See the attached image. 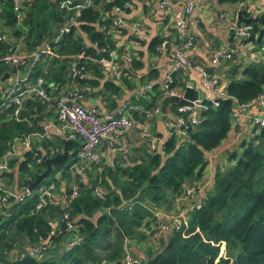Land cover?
Instances as JSON below:
<instances>
[{"label":"trees","instance_id":"trees-1","mask_svg":"<svg viewBox=\"0 0 264 264\" xmlns=\"http://www.w3.org/2000/svg\"><path fill=\"white\" fill-rule=\"evenodd\" d=\"M60 1L32 0L30 8L21 10V23L27 31L20 52L39 50L48 40L55 53L36 63L29 76L31 82L39 76L43 78L42 87L51 99L25 98L19 118L13 115L14 108L0 112V159L12 136L38 131L41 121L50 118L55 106L52 100L67 87L73 60L85 64L88 72L85 78L76 81L77 87L88 98L101 96L103 108L108 112L116 102L109 95L118 97L125 88L131 90L136 84L135 78L144 83L159 76L157 66L148 74L141 73L146 60L157 54L158 36L146 39L141 50L130 43L128 48L127 43H119L122 35L127 42L132 41L126 28L106 32L113 18L112 7L129 1L130 10L135 0H93L83 5L78 22L69 25V32L54 43L57 30L68 24L69 17L76 12L61 8ZM138 1L143 3V0ZM83 2L72 0V5ZM13 7L14 0H0V28L18 37L22 31ZM245 9L242 13L249 17ZM257 16L259 19L252 23L251 36L243 40L252 44L248 52H256L257 57L245 61L242 54H237L223 64L228 73L225 96L218 98L216 106L204 99L206 107L199 111L200 122L188 128L186 136H170L163 139L156 150L150 151L136 129L137 140L128 137L127 149L113 155L112 165L104 161L90 164L86 181L80 180L81 175L70 168L78 159L81 144L69 140V156L53 167L60 171L61 178L56 180L54 174L50 181L68 189L76 184L78 194L65 207L52 202L34 212L31 209L35 195L13 202L7 209L9 215L0 216V264H123L126 253L136 259L131 248L141 250L144 246L145 257L137 264H264V126L256 127L251 137L240 140L238 150L227 153L228 165L214 163L202 202L189 210L178 226H172L166 235L153 237L151 224L152 210L176 213L174 199L184 193L186 185L203 180L212 153L229 136L233 100L244 104L264 93V8L261 7ZM102 47L131 54L129 64L121 62L120 81L98 62L77 57L82 53L95 58L107 57ZM6 49L7 45L0 43V56ZM207 69L209 73L220 70L219 65ZM9 70L0 60V81ZM178 75L173 85H180L176 81ZM130 99L134 100L133 96ZM161 100L162 91L156 80L137 104L153 110ZM175 106L170 103L167 107ZM132 113L136 119L142 114L139 108ZM24 118L30 119L32 125ZM138 138L142 145H138ZM53 139H45L39 148L48 157L64 149L62 139L56 135ZM133 151L138 153L132 156ZM30 156L25 153L26 158L18 163L11 159L9 170L3 175L12 178L16 168L18 183L29 185L35 175L45 169L44 162L37 164L35 170L30 168L26 160ZM64 213L73 229L66 228ZM76 236L81 237L79 243L68 247V242ZM223 244L225 251L220 253ZM34 246L41 249L42 254L28 255L27 251Z\"/></svg>","mask_w":264,"mask_h":264},{"label":"built area","instance_id":"built-area-1","mask_svg":"<svg viewBox=\"0 0 264 264\" xmlns=\"http://www.w3.org/2000/svg\"><path fill=\"white\" fill-rule=\"evenodd\" d=\"M93 0H84L82 4L72 5V0H61L60 7L66 10H76L75 15H71L68 24L63 25L57 30L54 43L57 42L63 34L69 32V25L76 24L77 17L80 15L79 10L83 5L92 3ZM147 2H157L159 12L162 18H168L167 23L159 24L161 28H156L155 32L149 30L142 21L136 19L130 23L126 17L129 13V1L123 5L112 7L113 18L107 29V33H115L117 29L126 28L132 37L131 42H141L146 38L158 36L159 43L156 46L157 54L152 55L151 61L156 62L160 56H169L171 62L166 68L163 80L161 82L162 98L169 96L182 97L183 88L173 85L176 75L181 72L195 71L200 74V85L204 93V99L210 100L214 106L218 103V98L225 96V90L219 88L220 79L214 73H209L208 69L202 62L193 56L192 51L196 49V42L190 29V15L197 10L200 0H145ZM32 0H14V11L16 20L21 29V34L13 36L7 30L0 28V43L6 44L5 53L0 56V60L9 66L7 80L0 82V112L14 108L13 115L19 118L22 102L25 98L38 96L46 101H50V96L46 93L42 85L44 80L37 77L34 82L29 81V76L36 63L41 62L44 57L55 55L53 48L47 40L43 46L31 53H21L20 49L25 42L27 27L21 23L22 8H30ZM243 4V3H241ZM244 8V6H243ZM250 13V12H249ZM218 22L222 24L232 38L233 43L224 47H216L207 51V58L212 65L223 64L234 55H241L242 50L251 47L250 42L243 40L249 38L252 34V23H243L237 20V17L228 16L225 12H220ZM250 16H253L250 14ZM152 35V36H151ZM94 46L97 43H93ZM234 46V47H232ZM102 52L107 53V57L102 56L95 58L92 55H78L85 61L98 62L103 69L110 72L114 79L121 80V68L125 62L129 64L132 56L128 51L118 53L114 48H101ZM256 52H250L251 59L256 58ZM88 74L85 64L80 60H73L68 70V84L52 101H55L56 115L55 120L50 121L47 118L42 120L40 130L31 131L26 134H15L7 143V150L0 159V216L9 215L7 209L15 201L23 200L31 195L36 199L31 212L42 209L49 203L55 202L62 207L68 205L71 198L78 194V186L72 184L70 189L64 188L63 184L59 187L54 182L42 181L33 190L29 185L14 186L16 181L15 173L12 178L5 177L3 174L9 170V161L12 159L15 163L25 159V153H30V159L27 165L35 170L36 165L43 162V152L39 151L42 141L49 139L54 141L53 132L60 139L77 140L81 146L78 152V159L71 164L70 168L77 174L81 175L80 180L86 181L87 170L92 162L101 163L104 161L108 165L113 163V155L125 151L128 147V135L130 132L139 131L140 136L146 141V147L150 151L156 150L162 139L154 130V116L159 112L160 103L155 109H145L139 106L138 101L146 92L151 90V84L143 86L142 90L133 95L134 100H126L117 108L116 112H108L100 105L88 103V97L77 87L76 81L85 78ZM203 100L196 99L191 105H177L169 109L163 115L162 121L170 136H186L188 128H194L199 122V111L206 107ZM260 106V113L252 112L253 107ZM139 108L141 110L140 119L133 116L132 110ZM232 127L233 138L236 143L244 138H249L253 134L246 131V126L263 127L264 126V93L244 104H239L233 100L232 107ZM30 125L32 122L24 118ZM252 134V135H251ZM109 147V153L102 150V145ZM58 152V151H57ZM211 159V158H210ZM41 173V172H40ZM54 178L60 179V175ZM211 177H204L199 184L186 185L184 193L177 196L175 200L176 213L169 214L159 210H152V230L153 237H158L168 232L172 226H178L185 219L187 212L202 202L204 189L209 185ZM50 181V182H49ZM97 191V190H96ZM70 192V193H69ZM185 201H189L186 203ZM182 202L186 206L181 207ZM196 203V204H195ZM66 220L67 229H73L71 220L68 215L63 214ZM76 230V228H75ZM81 237L76 236L68 242V247L72 248L79 243ZM28 255L37 256L42 254L41 249L36 246L32 247ZM23 255V254H22ZM138 260L133 259L130 254L126 253L123 264H137Z\"/></svg>","mask_w":264,"mask_h":264},{"label":"crops","instance_id":"crops-1","mask_svg":"<svg viewBox=\"0 0 264 264\" xmlns=\"http://www.w3.org/2000/svg\"><path fill=\"white\" fill-rule=\"evenodd\" d=\"M143 3L142 1L135 0L134 5L129 10L126 20L128 23H130L136 19H139L140 21L143 22V24L146 27L149 28V30H151L152 32H155L156 28H161L159 24L163 25L164 23H167L168 18H162V14L159 12V7H158L157 2L153 3V2H147L143 0ZM179 4H180V0H177V5ZM243 6L246 8L245 10L247 12H250L251 15L257 16V14H259V11L261 10V7L264 8V0H246L244 2L243 1L242 2H230L227 0H200V2L197 5V10L191 13L190 29L192 31V34L196 42V49L192 51L191 53H193V56L197 58L200 62H202V64H204L206 68L212 67V64L207 58L208 50H211L212 48H216V47H224L227 45H231V43H233L232 38L229 36L224 26L218 22L217 15L220 12H225L230 17H233V16L237 17V12L241 9L243 11ZM237 20H238V17H237ZM149 38H146V39H149ZM120 39L122 40H120L119 43H124V44L127 43V48H128V43H130L129 44L130 46L138 47L139 49L144 47L142 43L145 42L146 40L145 39L141 41L140 43L139 42L134 43L131 41L127 42V38L124 35H122ZM210 44L214 45V47H210ZM249 49L241 51V54H242L241 56L243 57V60L245 61L252 60L250 52H248ZM151 57L152 55L149 57L148 60L145 59L146 62H145L144 67L141 70V73L142 75L148 74L150 69H153L157 66L158 68H160L158 78L152 82L147 81L144 83H142L141 81H138L137 78H135L136 84L133 85L134 87L131 90L125 88V90H123L118 97H116L115 94L109 95V98L111 100L116 99L115 106L112 108H108L110 112H116L117 108H119L124 103V101L129 100L136 93L137 89L138 91L142 90L143 86L146 84H151V89H152L154 82L158 80V83L161 89V82L163 80V75L169 63L171 62V58L166 55L160 56L158 57V60L154 63L151 61ZM224 63L225 62H223V64ZM223 64H219L220 70L214 73L220 79L219 88L221 90L225 89V85L228 82V73L226 72L225 67H223ZM200 78H201L200 74H198L195 71H192L191 73L185 72L184 74L178 75L176 78V81L180 85L182 84L183 93H184L185 86L190 85V84H193L196 90L202 91V88L200 85ZM88 103L93 104V105H100L102 107L104 106V104H102L101 96H96L92 98L90 97L88 99ZM252 112L255 114L260 113V106H256V107L254 106L252 109ZM55 115H56V112L54 109L52 113L50 114V118H47V119L50 121H53L55 120ZM254 129L253 127H250L249 125L246 126V131L252 132V130L254 131ZM154 130L156 131V133L160 136L162 140L168 138V132L163 124L162 118L158 119L156 117V119L154 120ZM53 135H55V132H53ZM128 137H130L131 140L135 141L137 140V133L135 131L130 132ZM235 144L236 142L234 141V138H233V132L232 133L230 132L228 138L222 143L220 148L218 147L219 150L216 152L217 150L216 149L215 152L212 153L211 160L208 163V165L205 167V170L203 172L204 177L206 176L208 178L212 176V170L214 167V163L215 162L223 163V154H224L223 151L227 150L228 147L230 146L233 147ZM102 150L105 153L110 152L109 147L106 146L105 144L102 145ZM13 172L15 173V177L17 179L16 181H14V186H16L17 181H18V175H19L18 169L14 168ZM185 202L188 203L189 201H185ZM185 202H182V206H186ZM166 233H164L163 235H166ZM145 248L146 246H144V248L143 247L140 248L141 250H137L135 247L131 248L133 256L137 260L143 259L146 253Z\"/></svg>","mask_w":264,"mask_h":264},{"label":"water","instance_id":"water-1","mask_svg":"<svg viewBox=\"0 0 264 264\" xmlns=\"http://www.w3.org/2000/svg\"><path fill=\"white\" fill-rule=\"evenodd\" d=\"M242 12H243L242 9L237 12V17L240 22L257 23L259 16L245 17L243 16ZM7 76L8 74L6 73L2 80H4ZM196 99L203 100L204 93L201 90H196L193 84L186 85L182 97L169 96L162 98L160 102L159 112L156 114V117L158 119H161L163 115L166 114L167 106L170 103H175L181 106L191 105L192 101ZM62 141L64 143V149L62 150V152L58 151L53 157H48L46 155L43 156L42 161L45 164V169L41 173L36 174L35 179L33 181H30L29 183L30 190H33L39 183L45 180V178L53 171V167L56 163L64 161L69 156V152L67 149L68 141L66 139H62Z\"/></svg>","mask_w":264,"mask_h":264},{"label":"rangeland","instance_id":"rangeland-1","mask_svg":"<svg viewBox=\"0 0 264 264\" xmlns=\"http://www.w3.org/2000/svg\"><path fill=\"white\" fill-rule=\"evenodd\" d=\"M210 47H214V45H212V44H210ZM252 134H253V132H252ZM251 134V135H252ZM136 141V140H135ZM138 145H142L143 144V142H141L140 140H139V138H138ZM231 147V146H230ZM228 147V149L227 150H225V151H223L224 152V154H223V163L224 164H227L228 165V160L226 159V157H227V153L229 154V153H231L232 152V150H233V152L237 149L238 150V147H237V143L233 146V147ZM219 149H217L216 150V152L218 151ZM134 152H136V153H138L137 151H133L132 152V156H134L133 155V153ZM38 168V167H37ZM38 169H41V168H38ZM42 169H44V168H42ZM59 173H60V171L59 170H53L46 178H45V180L44 181H48V180H50L52 177H53V175L54 174H57V175H59ZM225 251V246H224V244L221 246V248H220V253H223Z\"/></svg>","mask_w":264,"mask_h":264}]
</instances>
